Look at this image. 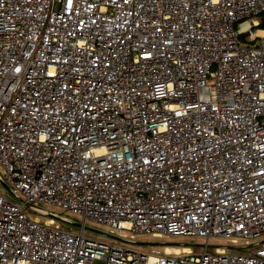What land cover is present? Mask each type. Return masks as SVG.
I'll return each mask as SVG.
<instances>
[{
	"label": "built area",
	"instance_id": "2783aa9c",
	"mask_svg": "<svg viewBox=\"0 0 264 264\" xmlns=\"http://www.w3.org/2000/svg\"><path fill=\"white\" fill-rule=\"evenodd\" d=\"M262 13L0 0V264H264ZM147 235L204 246L128 245Z\"/></svg>",
	"mask_w": 264,
	"mask_h": 264
},
{
	"label": "rangeland",
	"instance_id": "374dc122",
	"mask_svg": "<svg viewBox=\"0 0 264 264\" xmlns=\"http://www.w3.org/2000/svg\"><path fill=\"white\" fill-rule=\"evenodd\" d=\"M0 175L3 176V169L0 168ZM2 191L4 190H0L1 193H3ZM66 215V214H63ZM41 217V216H39ZM71 220L76 221L79 220V218L73 217V216H68ZM42 218V217H41ZM62 218V217H61ZM77 223V222H74ZM86 226L98 230V231H102V232H106V233H113L114 235L117 236L118 232L115 230H111L110 228L95 224L93 222L90 221H86L85 223ZM73 229L75 231L79 230V228L77 227H73ZM85 233L87 236L93 237L95 239L101 240V241H113L114 239L108 238L106 236H103L101 234H97L94 232H91L89 230H85ZM262 241H264V236L262 237ZM135 242L137 243H129L128 245L132 248L138 249V250H153V251H169V250H178V249H183L185 247H190L192 251L194 252H200L203 247L201 246H197V247H193V246H189V244H204V240H202L201 238H194V237H189V236H183V235H179V236H173V235H164V236H160V237H153V236H138L135 240ZM141 242H144L146 244H140ZM264 244V243H263ZM209 245L213 246V247H209L210 251H214L215 246H225L227 247L228 243L227 240H225L224 238H211L209 240Z\"/></svg>",
	"mask_w": 264,
	"mask_h": 264
},
{
	"label": "water",
	"instance_id": "95a60500",
	"mask_svg": "<svg viewBox=\"0 0 264 264\" xmlns=\"http://www.w3.org/2000/svg\"><path fill=\"white\" fill-rule=\"evenodd\" d=\"M0 185H1V186H2L7 192L11 193L9 187H8L5 183H3L1 180H0ZM19 201H21V199H20ZM56 219H59V218H56ZM73 226H74V227H77V228H79V229L83 227L85 230H89V231H91V232H94V233H97V234H101V235L106 236V237L111 238V239L120 240V238L117 237V236L111 235V234L106 233V232H102V231H98V230L92 229V228H90V227L84 225L82 222L74 223ZM136 244H137V243H136ZM140 244H146V243L141 242ZM189 246H193V247L201 246V247H203L204 244H201V245H200V244H189ZM208 247L211 248V247H213V246L208 245ZM230 249H233V250L238 251L240 248L231 247Z\"/></svg>",
	"mask_w": 264,
	"mask_h": 264
},
{
	"label": "trees",
	"instance_id": "16d2710c",
	"mask_svg": "<svg viewBox=\"0 0 264 264\" xmlns=\"http://www.w3.org/2000/svg\"><path fill=\"white\" fill-rule=\"evenodd\" d=\"M258 18L260 20L259 27L264 29V13L260 14Z\"/></svg>",
	"mask_w": 264,
	"mask_h": 264
}]
</instances>
